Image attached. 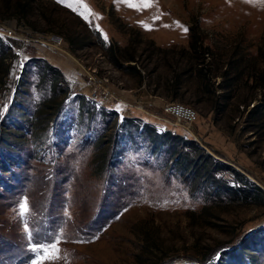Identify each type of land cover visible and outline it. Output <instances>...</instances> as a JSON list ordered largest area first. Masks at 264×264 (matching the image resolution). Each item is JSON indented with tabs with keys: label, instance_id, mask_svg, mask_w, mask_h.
<instances>
[{
	"label": "rangeland",
	"instance_id": "rangeland-1",
	"mask_svg": "<svg viewBox=\"0 0 264 264\" xmlns=\"http://www.w3.org/2000/svg\"><path fill=\"white\" fill-rule=\"evenodd\" d=\"M130 2L0 0V264H264V0Z\"/></svg>",
	"mask_w": 264,
	"mask_h": 264
},
{
	"label": "snow or ice",
	"instance_id": "snow-or-ice-1",
	"mask_svg": "<svg viewBox=\"0 0 264 264\" xmlns=\"http://www.w3.org/2000/svg\"><path fill=\"white\" fill-rule=\"evenodd\" d=\"M58 3H63L64 0H57ZM120 2V0H118ZM125 3H129V6H131L130 0H123ZM140 2L144 6H150L151 0H140ZM248 2H252V0H248ZM143 26V25H142ZM146 30H150L147 29ZM186 31V29H185ZM21 215L27 213V205L26 203H21L20 206ZM27 231V228H26ZM59 243V238L55 240V242L50 243H36L32 247V251L36 253L35 257L31 260L30 264H45L46 261H52L55 259H59V248L57 247V244Z\"/></svg>",
	"mask_w": 264,
	"mask_h": 264
},
{
	"label": "trees",
	"instance_id": "trees-1",
	"mask_svg": "<svg viewBox=\"0 0 264 264\" xmlns=\"http://www.w3.org/2000/svg\"><path fill=\"white\" fill-rule=\"evenodd\" d=\"M31 1H34V0H31ZM20 3V7H18V4H17V9H16V12L18 11V12H22V10H25L24 9V6L27 4V3H25L24 5H22V3L21 2H19ZM199 38H200V36H195V37H193V40L194 41H192L191 42V45H190V47L191 48H193L194 50L195 49H199L200 51H199V53H201V55L203 56L205 53L207 54V53H210V54H212V56H213V50H211L208 46H205V45H203V39L201 40L200 39V41H199ZM45 67H47L50 71L52 70V69H54L53 67H51V65H45ZM204 78H205V76H204ZM204 78H200L201 80L203 79L204 80ZM179 79L177 78V81H178ZM203 82V81H202ZM222 85H224V81H223V83H222ZM179 87V86H178ZM178 87H176L175 89L177 90V88ZM261 104H263V103H261ZM259 105V106H256L252 111H251V115H259V113L264 109V104L263 105ZM238 191L239 192H241V193H245V194H249V193H251L252 192V190L251 189H245L244 187H241V188H239L238 189Z\"/></svg>",
	"mask_w": 264,
	"mask_h": 264
},
{
	"label": "built area",
	"instance_id": "built-area-1",
	"mask_svg": "<svg viewBox=\"0 0 264 264\" xmlns=\"http://www.w3.org/2000/svg\"><path fill=\"white\" fill-rule=\"evenodd\" d=\"M168 112L180 123L187 124L196 120V113L194 110L179 104L168 105Z\"/></svg>",
	"mask_w": 264,
	"mask_h": 264
}]
</instances>
